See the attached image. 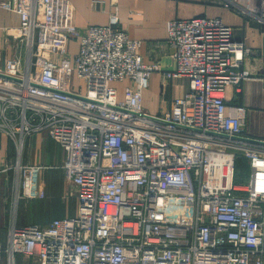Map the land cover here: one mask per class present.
<instances>
[{"label":"built area","instance_id":"built-area-1","mask_svg":"<svg viewBox=\"0 0 264 264\" xmlns=\"http://www.w3.org/2000/svg\"><path fill=\"white\" fill-rule=\"evenodd\" d=\"M260 8L243 11L264 25V0ZM0 11L18 20L0 25V136L18 160L26 137L60 146L76 198L74 216L17 226L18 203L32 197L21 178L51 168L17 173L0 264H264V145L240 138L245 110L225 102L226 89L248 77L239 66L249 51L230 27L167 24L174 68L163 77L188 90L153 116L141 101L155 67L114 17L79 33L68 0H0ZM125 81L118 101L109 85ZM239 156L243 185L234 183Z\"/></svg>","mask_w":264,"mask_h":264},{"label":"crops","instance_id":"crops-1","mask_svg":"<svg viewBox=\"0 0 264 264\" xmlns=\"http://www.w3.org/2000/svg\"><path fill=\"white\" fill-rule=\"evenodd\" d=\"M74 17V25L79 33L87 27L106 26L111 17L117 20V27L131 40L140 42L139 55L145 66H154L150 73L148 88L142 93V107L149 115L165 114L174 98L182 97L188 90L184 79L168 80L163 75L174 68L173 51L166 41L167 24L173 20H190L195 18L219 19L232 30V40L240 43L249 52L242 57L239 70L248 74L237 88L225 91V102L230 108L242 107L245 110L241 139L264 141V25H260L244 10L260 11L263 0H68ZM17 17L0 11L1 26H16ZM69 53L76 51V42L68 45ZM128 83H121L124 88ZM5 137L0 136L1 150ZM38 140L41 138L36 135ZM28 139V138H27ZM47 140V139H46ZM49 141V140H48ZM24 142V146H25ZM57 150V155L48 166V172H55L64 158V152L56 143L49 141ZM49 175L45 178L48 181ZM4 184L6 181L4 180ZM13 185V184H12ZM45 185V184H44ZM5 186V185H4ZM4 189V188H3ZM8 190V197L13 196V187ZM5 191V190H4ZM71 192L74 191L71 189ZM37 198V196H33ZM32 197V198H33ZM75 197V195H74ZM25 201V200H23ZM23 201H20L23 203ZM27 201V202H26ZM25 203H28L26 200ZM20 202L18 203L20 205ZM76 202V198H75ZM17 211L19 209V206ZM11 200L4 198L0 204V227L6 228L12 221ZM76 207V205H75ZM15 213L17 226L27 225ZM69 217L64 212L57 218ZM51 219L44 220L45 225Z\"/></svg>","mask_w":264,"mask_h":264},{"label":"rangeland","instance_id":"rangeland-1","mask_svg":"<svg viewBox=\"0 0 264 264\" xmlns=\"http://www.w3.org/2000/svg\"><path fill=\"white\" fill-rule=\"evenodd\" d=\"M76 52V51H75ZM74 51L69 53L70 55L75 54ZM4 57V55H3ZM72 85L77 88L81 84L76 80L75 76L72 77ZM110 87L116 90L117 100L121 101L123 99V87L121 83H111ZM41 140H38L32 135L26 137L23 142L25 146L23 148L22 156L17 158L16 151L13 147V144L5 137L4 139L7 142H4L5 145H2L1 150L4 148V153H2V163L0 168L7 167L6 171L0 174V204L3 203L4 198L14 202V197H8V190L6 185L11 192V189L14 185L15 175L18 173L20 176L24 175V171L28 168L50 164L53 163L57 150L53 145L48 144V140L41 135H38ZM4 137V136H3ZM28 138V139H27ZM18 163V165H16ZM62 161L60 162V165ZM60 167V166H59ZM236 173H235V185H243L248 180V168L242 160L241 156L237 158L236 161ZM4 169V168H3ZM55 172H48L47 170H37L35 173L30 174V177L21 178L20 184L26 183L27 181L30 185L29 194L30 196H37V198H25L23 200H28V203L20 202V207L17 211V217L19 219L26 221L25 223H31L35 225L44 224L42 223L47 219H55L58 217L59 213L64 212V215L69 217L74 216L76 212V202L74 193L71 192V188L64 181L61 171L54 170ZM48 177V181L45 182V178ZM4 180L6 184H4ZM13 184V185H12ZM45 184V185H44ZM5 185V186H4ZM4 188V189H3ZM5 190V191H4ZM27 202V201H26ZM10 210L12 208L10 207ZM15 211V213H16ZM1 212V208H0ZM1 215V213H0ZM47 224V223H46ZM28 225V224H27ZM30 225V224H29ZM7 229L4 228L5 231ZM17 264H35L34 262L21 261L20 258L17 259Z\"/></svg>","mask_w":264,"mask_h":264},{"label":"water","instance_id":"water-1","mask_svg":"<svg viewBox=\"0 0 264 264\" xmlns=\"http://www.w3.org/2000/svg\"><path fill=\"white\" fill-rule=\"evenodd\" d=\"M247 140V139H245ZM249 142L253 144H258V145H264V141H259V140H254V139H248Z\"/></svg>","mask_w":264,"mask_h":264},{"label":"trees","instance_id":"trees-1","mask_svg":"<svg viewBox=\"0 0 264 264\" xmlns=\"http://www.w3.org/2000/svg\"><path fill=\"white\" fill-rule=\"evenodd\" d=\"M242 160H244V159H242ZM244 163H245V165H246V162H245V160H244ZM246 166H247V165H246ZM48 222H49V221H48ZM48 222H47V223H48ZM35 224H38V223H35ZM39 225H43V224H39ZM22 226H23V225H22Z\"/></svg>","mask_w":264,"mask_h":264}]
</instances>
